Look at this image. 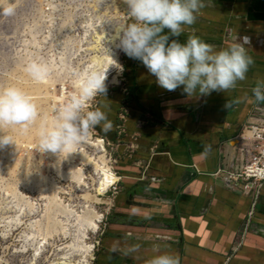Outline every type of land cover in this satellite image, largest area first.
Returning <instances> with one entry per match:
<instances>
[{"label":"crops","instance_id":"0c3cea01","mask_svg":"<svg viewBox=\"0 0 264 264\" xmlns=\"http://www.w3.org/2000/svg\"><path fill=\"white\" fill-rule=\"evenodd\" d=\"M205 4L195 35L217 49L241 43L254 64L234 89L188 98L182 87L159 88L128 57V94L107 90L98 105L111 129L96 132L112 145L122 179L94 264H145L165 252L179 264H264V185L254 199L242 182L215 176L239 171L231 142L251 123L252 107L264 105L252 93L264 79V0Z\"/></svg>","mask_w":264,"mask_h":264},{"label":"rangeland","instance_id":"374dc122","mask_svg":"<svg viewBox=\"0 0 264 264\" xmlns=\"http://www.w3.org/2000/svg\"><path fill=\"white\" fill-rule=\"evenodd\" d=\"M9 7L12 12L5 13ZM126 11L123 0H0V84L33 93L35 103L47 98L38 108L42 116L50 117L45 108L53 112L56 103L48 97L59 96L62 88L77 91L73 71L84 73L96 56L112 48L119 61L109 68L105 86L121 88L125 79L121 85L118 81L126 75L128 56L117 46L119 41L112 47L109 38L116 26L130 22ZM33 61L50 68L48 83L35 82L25 73ZM100 99L97 94L88 101L97 104L91 110L98 108ZM5 131L14 144L0 147V264H59L68 258L79 263L81 255L73 250L84 243L94 248V259L88 257L94 264L104 225L93 234L81 217L90 216L91 210L102 216L98 205L102 201L91 192L97 189L96 182L86 184L87 191L80 178L63 179L67 170L59 164L40 165L37 156L16 152L15 145L39 149L34 131L23 135Z\"/></svg>","mask_w":264,"mask_h":264},{"label":"clouds","instance_id":"9594fccd","mask_svg":"<svg viewBox=\"0 0 264 264\" xmlns=\"http://www.w3.org/2000/svg\"><path fill=\"white\" fill-rule=\"evenodd\" d=\"M123 2L127 5L130 22L115 27L114 39L129 58L141 62L155 77L159 88L175 91L182 87L188 98H199L213 91L234 89L239 81L247 78L254 61L243 44L235 42L217 49L195 35L192 26L206 6L205 0ZM3 11L11 13L12 9ZM186 30L191 34L181 42L179 37ZM24 71L35 82L45 80L50 74L46 64L35 61L28 63ZM73 76L77 91L70 93L67 101L55 108L50 117L41 115L37 104L22 88L0 84V147L14 144L12 135L5 130L22 135L34 131L40 151L59 156L70 152L89 129L102 125L105 131L110 130L111 122L104 111L100 108L85 111L90 99L106 94V74L73 71ZM252 93L256 101L264 102V79L256 81ZM228 106L225 104V108ZM145 264H179V258L159 253Z\"/></svg>","mask_w":264,"mask_h":264},{"label":"built area","instance_id":"2783aa9c","mask_svg":"<svg viewBox=\"0 0 264 264\" xmlns=\"http://www.w3.org/2000/svg\"><path fill=\"white\" fill-rule=\"evenodd\" d=\"M124 71V68H122ZM124 82V78H120L118 83L121 85ZM123 94H128V86L124 83L122 85ZM52 92L58 93L54 88ZM66 92L67 98L68 94L67 88H62L60 95ZM64 98V99H65ZM90 101V100H89ZM87 102L85 106V111L91 110L97 107V104ZM64 104L63 102H57L55 108ZM251 123L244 127L241 132L236 136L231 144L235 147L242 166L239 171L235 174H230L228 172L218 171L215 176L223 175V178L230 181H240L242 182V193L244 195H254V199H257L259 191L264 185V105L255 104L252 107L250 115ZM77 153L74 155V160H69L65 157L63 153L59 156L56 154L48 156L47 152L42 153L40 149L33 147L24 148L23 146L15 145L16 151L19 154H24L26 156H37L40 165H47L48 167L52 165L59 164L61 168L67 170L63 171L62 178L65 180L72 181L73 174H79L82 181L89 185V182H96L104 174L100 171H96L91 165L83 162L80 155H88L92 160H96L102 168H104L109 173L113 174L117 182L114 183L104 195H98L99 199L102 201L98 203L102 207L103 220L100 226L105 225L107 218L112 212L115 205L116 197L119 190V184L121 182V177L118 176L116 172V166L118 164L117 158L113 154L112 145L107 142V140L97 134V132L91 128L88 130L87 134L83 139L77 144ZM132 149V146H130ZM49 170L52 168H48ZM62 169V170H63ZM90 189H87L89 191ZM94 195H97L95 189H91ZM90 193V192H89ZM65 199V198H64ZM66 204V203H65ZM70 206V204H66ZM73 209L76 207L70 206ZM253 210L249 212V217L252 216ZM101 228V227H100Z\"/></svg>","mask_w":264,"mask_h":264},{"label":"bare ground","instance_id":"6f19581e","mask_svg":"<svg viewBox=\"0 0 264 264\" xmlns=\"http://www.w3.org/2000/svg\"><path fill=\"white\" fill-rule=\"evenodd\" d=\"M114 36H115V34L111 35V37L109 38V41L111 42L112 47L116 46V44L118 43L117 42L118 40H115ZM118 61H119V56H118L117 52L115 50H113L112 48H109V50L106 53H104L103 55L96 56V59L93 61L92 64H90L87 67L85 72L96 71V72L101 73V74H106V79H105V81H106L110 77V74L108 73L109 68H112ZM45 83H48V82L45 80L41 81V84H45ZM36 94L41 95L43 93L38 92ZM30 95H34V94L32 93ZM65 96H66V92H63L62 95L49 96L48 98L51 99L53 103H57L59 101L63 102ZM46 99L47 98H37L36 99L37 100V102H36L37 106H39V107L44 106L47 103ZM45 112L47 114H48V112H50L52 114V111L48 110L47 107L45 108ZM24 145H25V143H24ZM25 147L27 148L30 146L26 144ZM77 149H78V147L76 144L71 149L70 152H64V155L67 157V159L74 160V155H76V153L78 152ZM16 152H18V151H16ZM18 153H20V152H18ZM50 153L51 152H47L48 156L51 155ZM80 157L83 160V162L88 163L96 171H98V172L101 171L104 174V176L100 177L98 179V181L96 180V184H97L96 192H97V194L101 195V196L104 195L107 192V190L114 183L117 182L116 177L113 174L106 171L104 168H102L101 165H99L96 160H92L88 155L82 154V155H80ZM76 178H78V179L80 178L82 186L85 189H89L88 185H86V183L82 181L81 176L77 173L72 175V179L75 180ZM89 212H90V216L85 213L81 217L83 219V221L85 220V222H86L84 227H87L88 230L91 231L93 234H97L99 231L100 225L102 223L103 217L99 216L95 211L91 210ZM73 251H75L76 253H79L81 255L80 256L81 259H80L79 263H76L72 258L71 259L68 258V259L63 260V262H61L59 264H90V262L88 261V257L91 258L92 260L94 259V255H93L94 248L88 247L87 245H85V243L82 246H78Z\"/></svg>","mask_w":264,"mask_h":264}]
</instances>
